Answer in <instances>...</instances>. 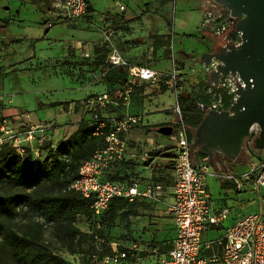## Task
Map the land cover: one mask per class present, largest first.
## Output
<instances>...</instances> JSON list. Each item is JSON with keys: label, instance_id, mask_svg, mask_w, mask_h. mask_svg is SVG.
<instances>
[{"label": "rangeland", "instance_id": "obj_1", "mask_svg": "<svg viewBox=\"0 0 264 264\" xmlns=\"http://www.w3.org/2000/svg\"><path fill=\"white\" fill-rule=\"evenodd\" d=\"M41 1L44 3V6H46V4H53L52 7L54 11L55 0ZM201 2L202 0L93 1L95 9L101 13L112 11L123 15L119 13L120 9L116 4L126 6L127 12H124V14L139 18L136 26L140 33L135 34L136 38H143L148 36V34L151 36L156 32L170 35V40L167 41L168 46L165 51V54L167 53L165 58L169 59L171 64L165 63V66H163V64L157 66L158 58L154 57L148 64L155 70H165L167 74L168 72L171 74L175 67V69L180 72V75L181 72L182 74H198V76L202 78L201 84L195 91H191L190 93L189 91H186V93H184V91L180 92L179 103L182 115L179 116L174 112L176 106L174 88L172 85L166 83L170 81V78L168 75L160 73L161 81L158 83L161 84V86H171L173 92L168 91L161 93L153 98L152 101H147L145 103L144 113L146 115V120L143 126L133 132V138L138 139V143H140L143 148H149L151 145L150 142L158 143L164 147H173L174 142L171 138L158 134L157 130L160 127L155 128V126H152L160 122H165L167 123L166 125L170 126L178 125L180 120H183L185 123L183 104L181 101V97L185 95L192 97L199 106H208L210 109L216 108V110L222 111L230 110L232 105L236 102L237 97L232 92V83L234 82L230 83V80L223 78L221 79L220 86L214 87L209 81V75L212 71L216 70L215 66L217 63L214 61L213 65L205 66L200 62V58L204 53L217 52L221 44L219 40L213 38L211 29L206 27V18L205 13L203 14L201 9ZM17 4V0H0V14H5L10 7L14 9L18 6ZM91 20V17L87 16L80 22L69 21L71 26L64 24H57L54 26L53 24L54 28L47 35L44 34L46 26H41L42 36L37 42V47L34 48L33 46L30 49V53L37 50L38 54H42V58H40L44 61L53 57H63L67 46H73L79 41L83 43L94 42L99 38V34L95 31L85 30V28L90 27ZM38 27L39 26L36 28ZM102 33L104 36V43L103 46H95L94 57L90 59L79 58L75 63L68 65L61 64L58 66L54 65L56 63H52L51 66L43 70L38 69L32 73L27 72L24 83L22 84V93L18 95L19 99L15 103V106L18 107L17 114L23 115V121H21V123L18 122L20 126L23 124H25L23 126L28 125L26 122L35 125L39 123H48L52 132L56 129H63L64 132L65 129L63 133L64 137H68L78 128L83 119L81 114L76 113V111L74 114L70 111H67L70 114L66 113L64 106L58 104L70 103L71 106L79 103H81V105L85 104L91 93H96L100 90L99 87H94L95 85L108 81L110 78L121 77L124 79L127 76L128 68L133 65L120 54L123 60L129 64L127 67H113L109 64V56H111L114 51L117 53L119 52L112 44V34L107 32V30L102 31ZM204 34H206L207 37H205ZM165 37L163 41L166 40ZM29 44L31 43H28L27 46H29ZM181 51L184 52L180 54ZM85 57H88V55ZM59 63H61V61ZM86 64L90 66L89 72L86 71ZM82 66L85 68L82 69ZM119 69L122 71H117ZM82 82L90 83L92 86L82 84ZM152 89L154 90V88ZM114 95L117 94L114 93ZM91 97H93V94ZM200 109L203 111L201 107ZM204 114L206 115L205 112ZM185 124L187 125V123ZM187 127L193 134L191 126L187 125ZM175 131L176 129H174L173 133H175ZM138 133L140 135H138ZM193 142L194 139L191 140V145ZM141 146L139 147L135 144H131L132 153H142ZM133 149L138 150L134 151ZM164 152L167 151L165 150ZM132 156H129L128 159ZM35 158L37 164L43 165L46 160V155L41 152V154L36 155ZM196 161L198 164L203 163L197 159ZM261 163H264V152L255 155L251 151H245L241 159L236 163L240 165L238 173L247 174L252 170V164L258 166ZM222 169L224 168L222 167ZM211 171L214 170L211 168ZM216 175L220 180H216V184L214 187H211V191L213 193L212 196L215 198L214 200L218 202V193L224 190L221 187L222 182H228L229 179L226 176H232V174L229 172L224 173L223 170H221L218 171ZM168 179L170 184L173 185L174 178L170 176ZM253 181V178L250 182L244 181V190L238 194L234 193L233 197H230L228 206L233 211H237L243 215L257 211L264 200V189L254 190ZM139 206L140 204H137V202L124 203L120 206L121 209H119L116 218H107L101 223L92 218L77 217L75 225L81 230L82 235L74 242L66 241L63 238H56L52 229H50L51 227L47 226L43 234L44 236L37 246H26L23 241L17 240V245L15 249H13L9 241L4 238L3 230L0 229V264H47L48 261H53V257L58 258V260L64 264H96L92 256L93 252L96 251L100 245L95 238V236L101 232L100 227L102 228L103 225L106 226V232H108L109 239L114 245L115 242L119 243L126 241L127 243L133 240L135 241L131 229L134 218L140 213L138 209ZM144 207H146V205ZM26 211V205L21 204L15 212L14 219L9 222L4 218L2 223L14 226V230L16 231L17 228L23 225V221L21 220L22 213ZM18 235L21 236L20 233H18ZM215 235H218V233L216 232ZM147 257L148 256L144 253H140L138 258ZM135 262L136 261H130L128 264H135ZM156 264H160L159 259Z\"/></svg>", "mask_w": 264, "mask_h": 264}, {"label": "built area", "instance_id": "obj_2", "mask_svg": "<svg viewBox=\"0 0 264 264\" xmlns=\"http://www.w3.org/2000/svg\"><path fill=\"white\" fill-rule=\"evenodd\" d=\"M118 6L121 11L125 10V6ZM88 8V0H56L53 14L57 19L80 22L89 15ZM204 10L206 27L211 29L213 38L220 41L219 49L242 44V35L236 31L235 22L223 15L220 6L207 0ZM47 26L52 28L53 24L49 23ZM109 64L113 67L129 65L116 51L109 56ZM217 65L218 63L215 68ZM179 75L180 72L174 67L169 78L176 99L174 112L181 116L179 94L182 86ZM160 78L161 74L150 67L130 66L121 95L117 97L102 93L85 102L90 110L87 124L94 136L104 139V146L98 148L92 158L82 164L79 177L71 188L85 199L93 200L92 210L97 216L104 215L114 199L159 202L168 189L162 184H149L141 188L137 182L113 181L104 177L106 170L123 164L133 155L128 135L142 121L140 116L129 112L115 114L109 110L126 106L133 88L138 84H155ZM223 78L230 80V83L234 82L232 92L235 95L238 86H244L237 75L222 76L217 87ZM236 97L238 98L237 95ZM69 111L74 113L75 107L71 106ZM15 123L13 120H3L0 123V150L8 146L24 156L29 147L34 148V144L43 145L48 139L47 133L51 132L48 123L26 126ZM190 134L187 125L180 120L175 133L170 136L174 142V184L169 188L173 199L169 211L175 224L176 238L172 248L161 257L160 264H264V200L257 211L247 215L239 214L223 235L215 239L207 238L208 231L218 228L227 218L228 212H218L214 207L208 186V178L212 175L211 167L207 158L202 164L197 163L194 151L191 150ZM35 154L38 155V151ZM147 158L148 154L144 156L145 160ZM226 177L233 179L232 176ZM252 178L253 189L263 190L264 163L258 166L252 164V170L245 174L244 179L250 182ZM111 246L112 254L105 255L100 264H122L128 256L134 257L140 249L136 243L124 250H119L117 244Z\"/></svg>", "mask_w": 264, "mask_h": 264}, {"label": "crops", "instance_id": "obj_3", "mask_svg": "<svg viewBox=\"0 0 264 264\" xmlns=\"http://www.w3.org/2000/svg\"><path fill=\"white\" fill-rule=\"evenodd\" d=\"M93 1L94 0H88L89 6L92 9V12L89 13L88 16H90L92 20L91 24L89 25L90 27L85 28V30L97 32L99 34V38L91 43H83L79 41L73 46H67L65 55L63 57H53L44 61L41 59L42 54H38L37 50H34L30 53V49L33 46L34 48L37 47V42L42 36L41 26H46L44 34L47 35L54 28H49L47 26L49 23L54 24V26L57 24L71 26V23L65 19L54 18V11L52 7L53 4H46V6H44V3L41 0H17V7L14 9L13 7H10L7 9L5 14H0V123L3 120H13L16 121L15 124H19L21 121H23V115L17 114L18 107L15 106V103L19 99L18 95L22 93V84L24 83L27 72L32 73L38 69L43 70L44 68L51 66L52 63H56L54 65L58 66L61 64L68 65L75 63L79 58L90 59L91 57H94L95 46H103L104 43L102 31L107 30V32L112 34L111 41L114 48L133 66H146L154 69L148 64L151 60H153L154 57L158 58L157 66L160 64L165 66V63L171 64L170 60L165 58V55L167 54H165V51L168 46L167 41L170 40V35L156 32L151 36L148 34L146 37L136 38L135 34L140 33L136 26L139 18L130 17L124 14V12H127L126 6L124 11L119 10V13H122L123 15L114 13L112 11L101 13L95 9ZM206 3L207 0H202L201 2L203 14L205 13L204 6ZM116 5L118 7V5L122 4ZM37 26L40 28H36ZM204 36L207 37L206 34H204ZM164 37L166 39L165 41H163ZM28 43L31 44L27 46ZM182 52L184 51H181L180 54ZM86 55H88V57H85ZM60 61L61 63H59ZM84 68L85 67L82 66V69ZM89 68L90 66L86 64V71H88ZM117 71L122 70L119 69ZM158 72L168 75V77L170 75V72L167 74V71L165 70ZM188 74L191 75L190 84L196 85L199 80L200 82L202 81V78H200L198 74ZM188 74H182L181 72V76L183 75V78L180 80L183 83L186 81L185 76ZM159 81L161 80L159 79ZM158 82L155 84L142 83L135 86L130 95L129 101L127 102V105L122 106L121 108L124 112H129L142 118L140 124L128 135V141L130 144H135L139 147L141 146V144L138 143V139L133 138V132L136 129H139V127L143 126L146 120V115L144 113L145 103L147 101H152L153 98L157 97L161 93L168 91L173 92L171 86H161V84ZM166 83L171 85V81H167ZM82 84L90 85V83L86 82H82ZM188 84V82H185L181 85V92L184 91V93H186V91H189L190 93L191 91H195L190 86V84ZM90 86H92V84ZM123 86L117 77L110 78L108 81H104L98 85H95L94 87H99L100 90L96 93H91L87 100L92 96V94L94 96L96 94L99 95L102 93H109L110 91L114 90L115 94H117L116 96L118 97L122 94ZM152 88H154V90ZM79 104L80 108L76 111V113L81 114L82 119H88L90 117L89 108H87L85 104ZM66 113L70 114L67 111ZM26 123L28 125L30 124L28 122ZM166 124L167 123L165 122H160L156 125H153L152 127L162 125L166 126ZM64 132L63 129H56L53 132H48L47 137L49 139L52 138L51 141L55 145L63 139ZM138 135L140 134L138 133ZM150 144L151 145L149 148H143L141 146L142 153L136 152L137 154H133V156L128 159L125 164L116 165L110 169V174L112 173L115 176H121L124 178L129 177L130 180L137 182L141 188H144V186L149 184H162L168 188L166 193L163 195L162 200L159 202L146 199L135 201L137 204H140L138 207L140 213L134 218L131 229L135 241L133 240L131 242L124 243L126 246H131L133 243L138 244L140 248L138 251V257L140 253H144L146 256H148L147 258H135V264H156L158 259L160 260L161 257L172 248L176 238L175 224L169 211V208L173 203V199L169 192V188L172 185L170 184L168 177L171 176V178H174V176L173 172L164 169L166 166H168L167 159L158 156L160 153H162V155L169 153L164 151L170 149L171 147H164L158 143L152 142H150ZM137 150L138 149H135L134 151ZM146 154H153L154 156L148 160L151 162V165L148 167L145 166V164L148 162L144 159ZM236 163L237 162L226 166L222 161L217 160L216 168L213 169L214 171H211L212 175H210L208 178L209 191L212 196L213 193L211 191V187H214L216 180H220L218 177H216V173L218 171L223 170L224 173L229 172L233 177V179H229L228 182L225 181L227 186L224 189L225 191L222 190L218 193V202H216V200H214L215 198L212 196L215 209L218 212L226 210L228 212V216L218 228H212L208 231V239H215L223 235L225 230L234 224L237 216L240 214L237 211H233L228 206V200L230 197H233L234 193H240L245 187V173H238L240 165ZM161 167H164V170L160 169ZM222 167L224 169H222ZM145 205L146 207H144ZM216 232L218 235H215Z\"/></svg>", "mask_w": 264, "mask_h": 264}, {"label": "trees", "instance_id": "obj_4", "mask_svg": "<svg viewBox=\"0 0 264 264\" xmlns=\"http://www.w3.org/2000/svg\"><path fill=\"white\" fill-rule=\"evenodd\" d=\"M88 12H92L90 6ZM185 77L186 81L184 83L188 82L190 84L191 75L188 74ZM181 78H183V75H180ZM117 79L122 86L126 83V77ZM180 83L184 84L181 80ZM200 84L199 80L196 85L190 84V86L196 90ZM114 93L115 90L109 92L111 95H114ZM181 101L185 123L191 126L193 130V134L191 133L190 135V140H193L205 114L192 97L185 95L181 97ZM58 105L64 106L65 111H69L71 108L70 103ZM74 107L75 111H77L80 108V104H75ZM121 108L113 107L109 112L120 114L124 112ZM89 118L83 119L78 128L68 137H64L58 144L54 145L51 139L48 138L41 146L34 144V148L29 147L24 156H20L14 148L8 146L0 150V229L3 230L4 238L9 241L13 249L17 245V240L23 241L26 246H37L42 240L47 226L51 227L50 229H52L56 238L74 242L82 235L81 230L75 225L77 217L92 218L101 223L107 218H116L122 204L127 202L135 203L126 199H114L110 203L107 212L102 216H97L92 210L93 200L85 199L71 188L73 182L79 177L82 164L91 159L98 148L104 146V139L94 136L93 130L87 124ZM159 127L161 126L155 128ZM173 127L177 129L178 125H173ZM171 149L166 150L169 153L164 155L160 153L158 156L167 159L168 166L163 168L173 172L174 155ZM35 151L46 155L43 165L36 163ZM194 153L198 161L203 162L207 158L201 152L194 151ZM152 157H154L153 154H148L146 161ZM217 160L220 161V158L218 157ZM150 165V161L145 164L146 167ZM163 168L161 167L160 169ZM110 169L105 171V179L135 183L129 177L124 178L110 174ZM226 186L225 183H222L223 189ZM21 204L26 205L27 211L22 213L21 220L23 225L15 231L14 226L3 224L2 220L5 218L11 222L15 217L18 206ZM100 231L99 236H95L100 245L92 256L96 264H100L105 255L113 252L111 246L113 243L109 239L108 232H106V226L100 227ZM115 244H117L119 250H124L128 247L123 241L115 242ZM135 258H138V253L134 257L128 256L122 264H128L130 261H134ZM47 264L64 263L53 257V261H48Z\"/></svg>", "mask_w": 264, "mask_h": 264}, {"label": "water", "instance_id": "obj_5", "mask_svg": "<svg viewBox=\"0 0 264 264\" xmlns=\"http://www.w3.org/2000/svg\"><path fill=\"white\" fill-rule=\"evenodd\" d=\"M222 8L223 15L235 22L242 35L240 46L220 48L215 53H204L200 62L216 70L209 75L217 87L222 76H239L244 86H238L237 101L230 110H210L195 133L192 151L203 153L212 169L217 158L229 166L239 161L245 141L255 139L256 149H264V0H211ZM174 127L162 126L158 134L170 137Z\"/></svg>", "mask_w": 264, "mask_h": 264}, {"label": "flooded vegetation", "instance_id": "obj_6", "mask_svg": "<svg viewBox=\"0 0 264 264\" xmlns=\"http://www.w3.org/2000/svg\"><path fill=\"white\" fill-rule=\"evenodd\" d=\"M206 53H209V52H206ZM258 136V134L255 136V137H253V138H249V139H247L246 141H245V144H244V148H243V151H242V154H241V157H242V155L244 154V152L245 151H247V150H249V151H251L253 154H255V155H258V153H263L264 152V149L263 150H258V149H256V142H255V139H256V137ZM258 152V153H257ZM241 157H240V159H241ZM239 159V160H240Z\"/></svg>", "mask_w": 264, "mask_h": 264}]
</instances>
